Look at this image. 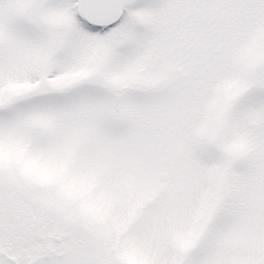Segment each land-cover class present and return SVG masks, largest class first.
Instances as JSON below:
<instances>
[{"label":"snow or ice","instance_id":"obj_1","mask_svg":"<svg viewBox=\"0 0 264 264\" xmlns=\"http://www.w3.org/2000/svg\"><path fill=\"white\" fill-rule=\"evenodd\" d=\"M0 264H264V0H0Z\"/></svg>","mask_w":264,"mask_h":264}]
</instances>
